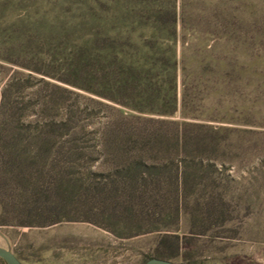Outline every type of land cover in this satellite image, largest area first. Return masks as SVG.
I'll return each mask as SVG.
<instances>
[{"label":"trees","instance_id":"1","mask_svg":"<svg viewBox=\"0 0 264 264\" xmlns=\"http://www.w3.org/2000/svg\"><path fill=\"white\" fill-rule=\"evenodd\" d=\"M39 3L36 19L9 14L0 23L15 34L0 41V216L16 210L19 226L45 224L43 186L57 174L68 179L64 168L82 149L77 109L65 102L70 92L58 83L113 112L99 144L120 156L114 175L128 180L132 193H145L151 184L140 170L163 162L180 167L224 148L236 129L209 123L236 124L230 105L238 91L264 89V0ZM52 8L66 23L43 19ZM68 32L74 38L69 46L42 51L47 38L58 41ZM163 153L167 158H158ZM188 177L177 172V197ZM15 180L29 194L16 202L7 190ZM156 252L155 258L167 259Z\"/></svg>","mask_w":264,"mask_h":264},{"label":"rangeland","instance_id":"2","mask_svg":"<svg viewBox=\"0 0 264 264\" xmlns=\"http://www.w3.org/2000/svg\"><path fill=\"white\" fill-rule=\"evenodd\" d=\"M33 1L0 0V23L9 14L36 19L42 11L39 0ZM44 12L49 15L43 19L53 25L66 23L61 11ZM0 28V41L15 36ZM67 34L58 41L47 38L42 51L61 43L69 46L74 38ZM58 84L70 92L63 96L65 102L77 109L76 126L84 130L82 149L76 162L64 168L68 179L55 171L57 177L43 186L45 224L19 226L16 210L0 216L6 221L0 225V248L22 264H144L156 251L173 262L264 264V89L238 91L230 105L231 115L239 119L236 124L209 123L236 129L224 148L208 149L180 167L174 161L140 170L153 185L145 193H132L130 182L114 175L120 156L99 144L106 116L113 112L96 107L91 95ZM216 102L210 98L207 107L212 110ZM161 157L167 158L166 153ZM177 172L189 175L180 197L174 194ZM8 184L15 202L29 195L16 180ZM173 236L178 241L169 238Z\"/></svg>","mask_w":264,"mask_h":264},{"label":"water","instance_id":"3","mask_svg":"<svg viewBox=\"0 0 264 264\" xmlns=\"http://www.w3.org/2000/svg\"><path fill=\"white\" fill-rule=\"evenodd\" d=\"M0 259L5 264H22L12 252L4 248H0ZM144 264H192V263L173 262L171 260H166V259L151 258L148 261H146Z\"/></svg>","mask_w":264,"mask_h":264}]
</instances>
